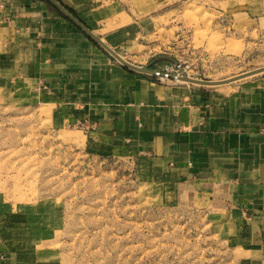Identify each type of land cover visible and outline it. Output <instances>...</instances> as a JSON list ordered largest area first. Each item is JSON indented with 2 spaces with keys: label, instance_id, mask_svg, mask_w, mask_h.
<instances>
[{
  "label": "rangeland",
  "instance_id": "1",
  "mask_svg": "<svg viewBox=\"0 0 264 264\" xmlns=\"http://www.w3.org/2000/svg\"><path fill=\"white\" fill-rule=\"evenodd\" d=\"M35 1L98 47L106 46L102 34L119 29L116 42L125 45L112 60L157 82L191 84L161 76H175L165 67L203 81L264 67V0ZM15 42L0 8V238L14 264H264L248 236L177 203L159 171L148 175L128 157H99L78 127L54 125L48 87L26 85ZM259 80L264 72L228 86Z\"/></svg>",
  "mask_w": 264,
  "mask_h": 264
},
{
  "label": "crops",
  "instance_id": "2",
  "mask_svg": "<svg viewBox=\"0 0 264 264\" xmlns=\"http://www.w3.org/2000/svg\"><path fill=\"white\" fill-rule=\"evenodd\" d=\"M0 8L16 28L26 85L48 87L54 125L78 127L99 157H128L148 175L159 171L177 203L248 236L264 263V80L221 90L157 82L114 62L46 3L0 0ZM121 33L99 39L114 52L125 45L116 42ZM0 264H14L1 238Z\"/></svg>",
  "mask_w": 264,
  "mask_h": 264
},
{
  "label": "water",
  "instance_id": "3",
  "mask_svg": "<svg viewBox=\"0 0 264 264\" xmlns=\"http://www.w3.org/2000/svg\"><path fill=\"white\" fill-rule=\"evenodd\" d=\"M51 1V0H50ZM70 18V20H72L83 32H85L87 35H89L92 39H94L95 41L97 40L98 42H100V40L95 37V35H93L89 30H87L85 27H83L79 22H77L74 18H72L70 15H66ZM104 48L111 54H115L113 51H111L109 48H107L106 46H104ZM125 64V66L129 67V64L123 62ZM136 68V67H134ZM136 69H140V68H136ZM264 72V68H260L258 70L255 71H251L230 79H225V80H221V81H203V80H196V79H192V78H188L186 76H182L179 78V80L186 82V83H191V84H196V85H203V86H219V85H223V84H227V83H231L233 81L245 78V77H249L251 75H255L257 73H261ZM163 77H166L168 79L171 80H175L177 79L176 76L174 75H165V74H160Z\"/></svg>",
  "mask_w": 264,
  "mask_h": 264
},
{
  "label": "built area",
  "instance_id": "4",
  "mask_svg": "<svg viewBox=\"0 0 264 264\" xmlns=\"http://www.w3.org/2000/svg\"><path fill=\"white\" fill-rule=\"evenodd\" d=\"M164 72L167 73V74L174 73L175 76L179 75L178 71H175L172 68L165 67ZM161 79H163V78H161ZM259 131H260V134H261V137H262L263 158H264V122L261 124Z\"/></svg>",
  "mask_w": 264,
  "mask_h": 264
},
{
  "label": "bare ground",
  "instance_id": "5",
  "mask_svg": "<svg viewBox=\"0 0 264 264\" xmlns=\"http://www.w3.org/2000/svg\"><path fill=\"white\" fill-rule=\"evenodd\" d=\"M93 34V33H92ZM94 35V34H93ZM121 60V59H120ZM122 61V60H121ZM123 62V61H122ZM262 68H264V67H262ZM260 69V68H259ZM256 70H258V69H256ZM253 71H255V70H253ZM239 76V75H238ZM177 77V79H175V80H177V81H181V80H179V78L180 77H182V75H178V76H176ZM188 78H190V77H188ZM181 82H183V81H181ZM184 83H186V82H184Z\"/></svg>",
  "mask_w": 264,
  "mask_h": 264
}]
</instances>
